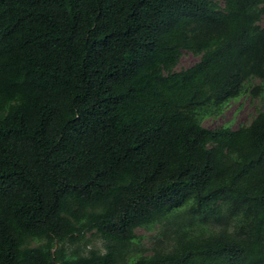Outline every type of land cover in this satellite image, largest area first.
<instances>
[{
    "label": "trees",
    "instance_id": "trees-1",
    "mask_svg": "<svg viewBox=\"0 0 264 264\" xmlns=\"http://www.w3.org/2000/svg\"><path fill=\"white\" fill-rule=\"evenodd\" d=\"M263 20L264 0H0V264H264ZM245 95L250 123L203 125Z\"/></svg>",
    "mask_w": 264,
    "mask_h": 264
},
{
    "label": "rangeland",
    "instance_id": "rangeland-1",
    "mask_svg": "<svg viewBox=\"0 0 264 264\" xmlns=\"http://www.w3.org/2000/svg\"><path fill=\"white\" fill-rule=\"evenodd\" d=\"M264 23V20H263ZM199 57L195 56L191 52L185 51L182 55L177 69H183L191 66L197 62ZM259 82V81H256ZM261 99L259 97H252L250 95H245L239 99L233 100L228 104L223 113L218 116H209L203 120V125L208 128H216L222 125H230L232 128L236 129L240 125L248 124L256 116L259 107H261ZM158 228L154 230H148L145 228H138L137 233L141 236L140 246L149 247L152 244L154 235L158 232ZM91 242L86 245V248L97 247L103 248V240L99 236L93 234H88Z\"/></svg>",
    "mask_w": 264,
    "mask_h": 264
}]
</instances>
